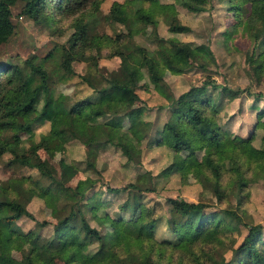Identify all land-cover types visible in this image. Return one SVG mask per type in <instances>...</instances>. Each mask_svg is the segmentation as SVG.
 <instances>
[{
	"label": "trees",
	"instance_id": "obj_1",
	"mask_svg": "<svg viewBox=\"0 0 264 264\" xmlns=\"http://www.w3.org/2000/svg\"><path fill=\"white\" fill-rule=\"evenodd\" d=\"M18 1L23 2L20 13L34 20L42 18L49 21L53 12L79 14L76 22L72 24L74 32L67 39V47L59 63L64 74L73 73L72 62L93 47L99 52L107 47L110 51L107 58L119 57L122 67L130 63L143 70L148 80L147 85H152L159 96L169 101L168 105L171 107L169 117L161 124L160 130L157 129L162 144L173 152L190 153L194 149L203 148L205 159L193 169L194 179L199 185L212 191L218 200H222L228 193L221 184V178L227 171V163L233 161L239 166V158L242 157L240 154L245 153L258 129L262 131L260 139L264 151V123L260 122L264 109L258 111V120L253 126L255 131L250 132L248 138L229 131L227 125L220 122L224 103L222 98L225 96L222 92L225 88L213 79L205 78L200 87L184 94V98L180 95L171 99V95L167 93L168 85L156 71V67L164 66L165 53L158 47L151 50L133 41L135 29L139 25L155 22L152 11L154 6H159V0L127 1L136 5L130 11L126 9L125 2L114 1L104 19L110 25H122L126 31L117 32L112 39L91 33V27L97 24V17L86 23L83 22L84 18L79 17L82 11L88 14L86 8L90 9L89 16L94 15L99 7V0H0V45L14 32L10 7ZM218 1L225 5L226 14L231 16L230 24L221 34V42L228 46L230 38L241 30L246 41L252 43V49L246 55V65L255 77L260 76L264 72V0ZM145 2L148 3V8L142 6ZM211 2L212 0H173L172 5H179L187 13L197 14ZM169 7L171 5L164 4L161 9L168 30L190 31L187 24L179 21L176 12L168 13ZM90 23L91 26L88 25ZM161 42H158L159 46H165ZM167 44L175 52L186 56L199 71H206L208 63L215 59L210 46L204 43L197 45L171 38L167 40ZM50 57L48 54L36 61L28 58L17 65L7 61L0 63V157L7 154L9 164L28 166L31 165L30 158L36 155L37 149L49 152L73 139L85 148L86 169L94 170L96 155L100 150L119 147L126 154L125 139L136 148V143L148 133L135 136L138 133L135 134L133 128L140 121L142 110L127 108V100L134 98L138 89L134 74L105 71L98 65V59L93 58L80 76V81L90 87L92 92L74 102H67L66 98L55 100L52 75L45 68ZM214 92L218 94L217 100L212 97ZM14 93L22 96L16 98ZM259 96L256 94L257 99H260ZM103 103H107L108 110L100 107ZM126 119L128 125L124 127L123 122ZM44 123L48 125V129L46 133H40L39 139L36 140L34 134L28 139L21 138L22 134ZM129 136L134 137V140H130ZM154 141L157 138L148 140L147 145H152ZM254 162L257 163L256 170L260 168L259 173L264 172V154ZM60 166L63 181L60 184L66 183L77 174V168L72 164L61 161ZM235 169L238 174L234 183L237 187V207L246 196L244 192L248 183L243 178V169ZM44 176L49 177L46 173ZM141 176L121 189L109 190L118 193L130 188L140 195L150 191L151 186L142 184L144 181L141 180L150 175L146 171ZM46 189L38 181L30 182L25 177L6 178L0 182V244L7 240L11 245L17 246L21 253L20 257L4 254L0 246V264H97L101 251L93 252L89 249V244L94 240L100 241L101 234L80 215L84 202L69 205L67 213L53 224L52 233L47 236L34 228L24 231L16 225V219L22 216L33 219L25 206L33 196L45 198ZM81 199H84L83 195ZM168 200L171 204L168 208L169 215L162 220L168 235L161 240L147 226L149 222L158 219L147 208L136 216L133 214L125 218L120 214L113 219L112 230L107 233V238L109 253L116 264H123L119 262V253L123 248L129 254L124 264H163L165 256L159 255L163 250L172 247L188 249L195 244L204 243L208 247L201 251V257L194 256L196 264H264L262 223L243 221L246 233L231 248V255L226 259L222 254H215L214 245L210 243L223 241L220 237L225 231V221L228 223L232 218L242 220L240 214L235 209H211L208 203L201 201H187L180 197ZM136 204V201L131 204L126 202L123 206H130L133 212L137 209ZM44 223L46 224L45 220L39 222ZM132 247L136 249L132 250Z\"/></svg>",
	"mask_w": 264,
	"mask_h": 264
},
{
	"label": "rangeland",
	"instance_id": "obj_2",
	"mask_svg": "<svg viewBox=\"0 0 264 264\" xmlns=\"http://www.w3.org/2000/svg\"><path fill=\"white\" fill-rule=\"evenodd\" d=\"M114 1L125 2L126 9L129 11L136 5L130 0H99V7L94 15L89 16V10L82 11L80 18L83 22L92 21L97 17V24L92 26L91 33L101 36H108L111 39L117 32H125V28L120 24L110 25L104 16ZM173 0H159V6H154L152 16L155 22L147 25H139L135 30L133 41L135 44L145 46L147 49H158L165 53L166 62L163 67H156V71L168 85V92L171 99L182 95L184 98L187 92L193 88L200 87L202 81L213 79L219 86H224L222 92L223 99L220 122L227 125V129L238 133L243 138H248L250 132H254V124L258 120V111L264 109V72L255 77L252 70L246 65V55L252 49V43L246 41L242 31L230 38L228 46L221 42L222 32L230 24L231 16L226 14L225 5L218 0H212L207 4L203 11L197 14L187 13L179 5L173 6ZM169 4L168 13L178 15L181 23L187 24L191 28L188 32H170L167 21L162 14L163 5ZM142 6L148 8L145 2ZM23 2L18 1L10 7V18L15 25L14 32L0 45V63L11 62L20 64L21 61L31 59L36 61L39 57L51 55L50 61L45 64V68L52 75L51 83L55 89L54 98L59 100L66 98L68 101H75L87 97L92 92L91 88L80 81V76L85 72L87 64L97 58L99 66L105 71H117L119 73H133L137 90L135 97L127 100V108H141L140 121L133 128V132L145 134L136 143V148L129 140L125 139L126 154L121 152V148L109 147L100 150L96 155V169H86L84 159V146L76 140H69L64 145L56 146L49 152L37 149L36 155L30 158L31 165L18 166L9 164V157L3 154L0 157V182L6 178H27L30 182L38 181L45 186L46 197L33 198L25 206L33 219L22 216L16 219V225L24 230L35 229L45 236L52 233L53 224L61 219L69 205L72 203H85L81 206L80 215L89 226L95 228L100 234V241L94 240L89 244V249L93 252L101 251L97 264H116L109 253V242L107 233L112 230V221L118 215L125 218L135 216L145 208L158 218L154 222H149L147 226L153 231V235L161 240L168 234L163 221L169 214V198H184L187 201H201L208 203L211 209L236 210L242 218H232L225 225V231L221 234L220 243L212 241L215 254H222L226 259L232 252V247L236 246L246 228L244 222L262 223L264 226V172L259 173L255 159L263 157L264 151L261 143L260 129L256 130V136L251 144L241 153L239 166L231 161L226 165V173L221 178V184L227 189L222 200H218L212 191L199 185L193 175V169L202 164L205 159L203 148L194 149L192 152L171 151L163 145L157 132L161 124L170 115L171 107L169 101L159 96L152 85H147L148 80L145 72L125 64L117 56L107 58L110 54L109 49L104 47L101 52L95 47L91 48L84 55H79L77 61L72 62L73 73L64 74L59 67L63 51L67 47V39L74 32L73 23L76 22L77 13H57L53 12L49 21L39 18L34 20L22 15L21 9ZM91 26V23L88 24ZM138 29V30H137ZM176 39L199 45L204 43L210 46L214 53V61L208 63L206 71H199L194 63L189 61L186 56L175 52L169 48L167 40ZM162 41V42H161ZM158 42H161L160 47ZM122 64V65H121ZM218 92V91H217ZM217 92H214L213 99L217 100ZM221 93V94H222ZM259 94V98H256ZM16 98L22 96L14 93ZM254 106V107H253ZM103 110H108L107 103L100 105ZM261 123H264V115L261 116ZM127 119L123 126L127 127ZM48 125L46 123L33 128L30 132L22 134L21 138L28 139L34 134V138L39 139L40 133H46ZM160 130V129H159ZM133 133V134H134ZM130 140L134 137L129 136ZM157 138L152 145L148 146V140ZM242 152V151H238ZM231 153V152H230ZM251 156V157H250ZM72 164L77 168V174L71 177L66 183L61 182L62 172L60 162ZM235 168L243 169L244 179L248 186L245 190L246 196L237 205V181L238 174ZM150 177L141 179L142 184L151 186L150 191L143 192L141 195L136 190L125 188L124 191L111 192L110 188L125 187L127 183L135 181L136 177H142L146 172ZM49 176L45 178V173ZM243 179V180H244ZM140 180V181H141ZM249 181V182H248ZM246 183V184H247ZM141 184V183H140ZM26 186V184H24ZM83 195V200L81 196ZM137 202V209H130L126 202ZM149 212V211H148ZM161 219V220H160ZM45 220L46 224H39ZM264 239V232L262 234ZM2 252L21 256L17 246L11 245L7 240L0 244ZM207 244H195L187 248H167L159 255L165 256L163 264H196L195 255L201 257V251L207 248ZM132 247V250H135ZM128 250L121 249L119 262L126 261ZM118 262V263H119Z\"/></svg>",
	"mask_w": 264,
	"mask_h": 264
}]
</instances>
